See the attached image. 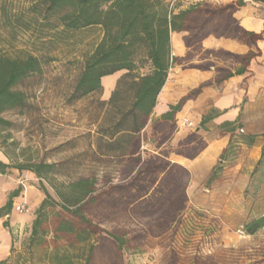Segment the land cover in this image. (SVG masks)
I'll use <instances>...</instances> for the list:
<instances>
[{"label":"trees","instance_id":"16d2710c","mask_svg":"<svg viewBox=\"0 0 264 264\" xmlns=\"http://www.w3.org/2000/svg\"><path fill=\"white\" fill-rule=\"evenodd\" d=\"M170 1L28 0L15 10L10 0H0V26L11 32L14 39L24 33L31 34L35 41L50 37L48 39L54 42L86 29L101 28L103 37L86 54L76 86L82 97L99 92L104 77L119 72L133 75L148 68L146 73H137L134 83V110L140 113V124L133 135L132 155L121 169L119 181L79 180L57 191L59 201L43 189L45 198L37 209L30 242L34 244L45 239L49 235L47 226L55 219L54 239H67L71 248L81 246V254L71 253L69 248L55 249L52 264H124L127 250L136 249L149 238L169 232L186 207L188 183H184L187 178L185 170L179 166L168 167L165 162L159 164L153 159L142 162L140 156H135L140 148L138 133L147 123L172 65L178 62L171 56V32L183 28L177 21L191 14L203 24L192 28L187 45L197 44L210 35H226L227 30L207 26L218 18L217 12L191 10L174 15ZM253 36L256 40L261 38V35ZM140 49L144 54L138 61ZM212 53L221 54V57L229 55L226 52ZM253 56L249 53L233 58L248 64ZM42 66L40 56L28 52L11 57L0 49V130L11 127L2 114L22 106L25 101V95L15 91L14 87L29 76L41 73ZM189 66L207 68L205 63ZM232 76L230 73L224 79ZM200 88L192 93V97L200 92ZM10 167L0 162V173H6ZM15 168L29 170L38 178H44L52 173L54 166L28 164ZM21 190L19 187L11 192L6 204L0 207V219L11 214L14 199ZM262 226L264 218L244 229L250 234ZM3 227L9 228V221H4ZM169 264H177L174 253Z\"/></svg>","mask_w":264,"mask_h":264},{"label":"rangeland","instance_id":"374dc122","mask_svg":"<svg viewBox=\"0 0 264 264\" xmlns=\"http://www.w3.org/2000/svg\"><path fill=\"white\" fill-rule=\"evenodd\" d=\"M10 1L15 10L28 2ZM13 37L0 26L2 51L11 57L32 53L42 57L43 66L41 73L29 76L14 87L25 95V101L22 106L2 114L11 127L0 130V150L14 168L11 174L17 180L25 178V173L15 168L17 165L49 164L54 169L44 181L32 183L29 178L30 183H24L25 186L3 183L7 190L0 194L1 205L8 201L11 192L19 187L22 190L14 199L11 214L0 219L2 225L9 221V228H3L11 236L9 243L0 239V264H52L55 249L69 248L71 253L81 254V246L71 248L67 239H54L55 219L48 224L49 235L45 239L30 242L32 224L40 206L37 202L40 197L45 198L43 189L59 201L57 191L79 180L119 181L120 157L129 153L140 121L132 108L134 83L137 73H146L148 68L133 75L122 72L119 87L111 99H104L102 91L82 97L76 86L86 54L103 37L101 28L86 29L54 42L50 37L35 41L31 34L24 33H19L16 39ZM143 54L144 50L140 49L138 61L143 59ZM189 184L186 207L178 222L166 234L151 237L138 248L127 250L124 264H169L173 253L177 264H264V231L249 236L238 225L243 218L264 212V207L243 203L242 213L231 220L225 216L229 212L230 217L234 214L233 203L214 206L211 194L207 198L200 196L202 187L197 189L195 199L201 201L196 203ZM30 186L34 187L35 194L28 192ZM23 201L30 208L27 213L16 210Z\"/></svg>","mask_w":264,"mask_h":264},{"label":"crops","instance_id":"0c3cea01","mask_svg":"<svg viewBox=\"0 0 264 264\" xmlns=\"http://www.w3.org/2000/svg\"><path fill=\"white\" fill-rule=\"evenodd\" d=\"M172 2L174 15L191 10L217 12L218 18L207 26H219L226 29L227 34L218 37L210 35L197 44L187 45V40L192 37V28L203 24L193 19L191 14L177 21L183 28L171 32V56L178 62L172 65L156 105L138 133L140 148L135 156H140L142 162L153 159L159 164L165 162L168 167L183 168L187 176L184 183H190L189 190L193 191L195 202L201 201L195 196L199 191L197 189L202 187L200 196L207 198L211 194L214 206L234 204L232 217L230 212L225 216L234 220L237 214L242 213L243 203L264 207V2L171 0L170 6ZM253 35H261V38L256 40ZM212 51L229 55L221 57V54L214 55ZM249 53L254 56L248 64L233 58ZM197 63H205L207 68L189 66ZM230 73L233 76L224 79ZM121 74L102 79L100 91L104 99H111L117 91ZM199 88L200 92L192 97V93ZM135 100L136 91L133 110ZM134 112L140 120V113ZM184 121L193 122L194 127L183 125ZM130 150L120 157L119 172L131 157ZM0 162L9 165L1 150ZM14 171L10 167L6 173H0V194L7 190L3 183L22 181L23 178H14L11 174ZM22 172L24 177L32 179V183L44 181L31 171ZM228 188L231 191L227 193ZM33 189L30 186L28 192L35 194ZM42 201L40 197L38 206ZM5 204H0V207ZM261 218H264V212L245 217L238 225L245 227ZM262 231L264 226L248 235L256 236ZM9 238L10 233L0 223L1 241L9 243Z\"/></svg>","mask_w":264,"mask_h":264},{"label":"built area","instance_id":"2783aa9c","mask_svg":"<svg viewBox=\"0 0 264 264\" xmlns=\"http://www.w3.org/2000/svg\"><path fill=\"white\" fill-rule=\"evenodd\" d=\"M172 5H173V2L171 3V9H172ZM183 125H187L188 127H194V123L193 122H190V121H184L183 122ZM28 181V178L27 176H25V178L22 179V181H20L19 183H22L24 186L25 184ZM16 210L20 213H27L30 211V208L28 207V203L27 201H23L22 203L18 204L16 206Z\"/></svg>","mask_w":264,"mask_h":264},{"label":"bare ground","instance_id":"6f19581e","mask_svg":"<svg viewBox=\"0 0 264 264\" xmlns=\"http://www.w3.org/2000/svg\"><path fill=\"white\" fill-rule=\"evenodd\" d=\"M25 194L27 195V189H26V191H25Z\"/></svg>","mask_w":264,"mask_h":264}]
</instances>
